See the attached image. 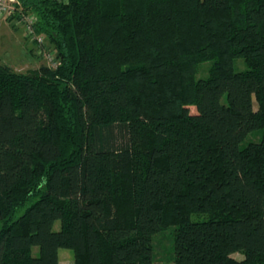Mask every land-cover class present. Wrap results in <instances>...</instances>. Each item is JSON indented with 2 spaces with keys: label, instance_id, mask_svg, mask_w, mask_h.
I'll return each mask as SVG.
<instances>
[{
  "label": "trees",
  "instance_id": "16d2710c",
  "mask_svg": "<svg viewBox=\"0 0 264 264\" xmlns=\"http://www.w3.org/2000/svg\"><path fill=\"white\" fill-rule=\"evenodd\" d=\"M16 9L59 63H0V264H58L60 247L151 264L165 226L175 264H264V0Z\"/></svg>",
  "mask_w": 264,
  "mask_h": 264
},
{
  "label": "rangeland",
  "instance_id": "374dc122",
  "mask_svg": "<svg viewBox=\"0 0 264 264\" xmlns=\"http://www.w3.org/2000/svg\"><path fill=\"white\" fill-rule=\"evenodd\" d=\"M26 15L34 14L28 12ZM25 27L26 23L23 16L13 17L11 20L0 16V63L9 65L19 73H28L41 65L52 67L57 65L59 59L48 40L43 37L42 43H39L29 38L25 35ZM210 65L211 60L199 63L195 78H205L208 75ZM233 67L236 71L247 68L240 58L234 59ZM190 110L195 111V108L191 106ZM262 135L263 130L252 131L246 135L242 143L249 140L258 141ZM206 217L203 214H192L191 219L201 220ZM53 228L56 230L59 228L58 220L54 222ZM174 228V226H165L152 235L153 255L151 264H175L173 258ZM35 253L36 249L34 248L32 254ZM232 256L237 259L243 257L240 252H234ZM58 264H74L73 251L70 248L60 247L58 249Z\"/></svg>",
  "mask_w": 264,
  "mask_h": 264
},
{
  "label": "built area",
  "instance_id": "2783aa9c",
  "mask_svg": "<svg viewBox=\"0 0 264 264\" xmlns=\"http://www.w3.org/2000/svg\"><path fill=\"white\" fill-rule=\"evenodd\" d=\"M16 5L17 0H0V16L7 18L13 14L19 13L21 16H23V19L26 23L25 35L39 43H42L43 37L34 31V25L36 21L35 16L20 13L16 9Z\"/></svg>",
  "mask_w": 264,
  "mask_h": 264
}]
</instances>
